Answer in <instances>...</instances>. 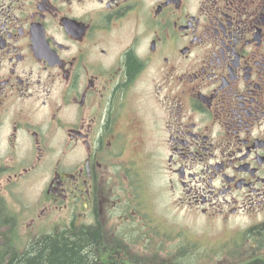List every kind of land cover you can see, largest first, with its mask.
<instances>
[{
    "label": "flooded vegetation",
    "instance_id": "obj_1",
    "mask_svg": "<svg viewBox=\"0 0 264 264\" xmlns=\"http://www.w3.org/2000/svg\"><path fill=\"white\" fill-rule=\"evenodd\" d=\"M156 178L238 247L218 264L264 255V0H0V220L25 225L32 180L38 234L97 225L184 264Z\"/></svg>",
    "mask_w": 264,
    "mask_h": 264
},
{
    "label": "trees",
    "instance_id": "obj_2",
    "mask_svg": "<svg viewBox=\"0 0 264 264\" xmlns=\"http://www.w3.org/2000/svg\"><path fill=\"white\" fill-rule=\"evenodd\" d=\"M136 69L137 63L130 57L129 74ZM5 219L10 220V216ZM7 221L0 220V264H146L130 253V247L107 241L97 225L61 227L22 239L17 224ZM248 234L257 242V250L264 251V223ZM184 264L192 263L186 260ZM243 264H264V255Z\"/></svg>",
    "mask_w": 264,
    "mask_h": 264
},
{
    "label": "rangeland",
    "instance_id": "obj_3",
    "mask_svg": "<svg viewBox=\"0 0 264 264\" xmlns=\"http://www.w3.org/2000/svg\"><path fill=\"white\" fill-rule=\"evenodd\" d=\"M165 186L166 183L164 179L161 178H156L152 182L151 188L154 193V211L161 219L163 214L164 217L169 220L171 229L175 231L173 233L176 234V236L178 234L185 237V256L188 257L187 260H190L192 264H218L220 261H224L229 249L237 250L238 247L235 246H233L234 248H229L227 246L228 242L225 239L222 241L220 236L222 227L218 223L211 225L209 223L195 221L186 211L176 210L174 203L177 196L175 197L167 194V188ZM42 187L40 182L34 183L32 180H28L24 184V200L21 199L23 192L20 195V200L22 201V206L26 215L28 216L29 214V217L26 218L25 225L20 229L19 236L22 237V239L23 237H33L38 235V232H43L40 231L37 225H32L33 217L30 214L41 195ZM194 235L198 238L196 250L190 248H193ZM233 243L235 244L234 241ZM141 244V238L133 237V235L130 237L129 245L132 247L131 250L145 249L146 246H148L142 244L143 246L141 247ZM173 244L174 243H170L168 248L172 249L174 246Z\"/></svg>",
    "mask_w": 264,
    "mask_h": 264
}]
</instances>
